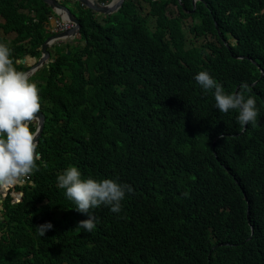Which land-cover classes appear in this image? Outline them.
I'll use <instances>...</instances> for the list:
<instances>
[{
	"label": "trees",
	"instance_id": "1",
	"mask_svg": "<svg viewBox=\"0 0 264 264\" xmlns=\"http://www.w3.org/2000/svg\"><path fill=\"white\" fill-rule=\"evenodd\" d=\"M193 10V0H125L98 16L78 4L76 42L56 46L34 77L47 117L41 159L33 183L4 202L0 264H264V76L253 62L264 67V0H202ZM53 14L44 0H0V29L16 33L0 42L18 70L30 68L27 54L41 56ZM216 23L239 44L229 49ZM186 28L220 43L188 44ZM204 70L226 93L249 86L255 124L243 131L238 110L215 107V90L195 80ZM70 166L133 188L119 213L90 210L91 232L58 186ZM45 222L53 227L41 236Z\"/></svg>",
	"mask_w": 264,
	"mask_h": 264
},
{
	"label": "clouds",
	"instance_id": "2",
	"mask_svg": "<svg viewBox=\"0 0 264 264\" xmlns=\"http://www.w3.org/2000/svg\"><path fill=\"white\" fill-rule=\"evenodd\" d=\"M64 1H71V3L75 5L80 4L85 7L77 0H60V2L67 5ZM100 1L108 5L117 2V0ZM70 9L76 14L77 8L74 10L70 7ZM53 11L54 14L50 16L47 24V30L50 32L49 36L72 29L75 26V23L69 19L66 11L58 8L53 9ZM95 14L98 16L107 15L96 12ZM216 27L217 30L223 31L220 29L218 23H216ZM80 32L76 36L69 35L61 39H56L49 47L51 57L45 65L37 68L34 67L43 56V50L40 57L27 54L23 61H25L26 65L30 66V68L26 71L17 69L14 59L12 58V48L8 43L0 42V221L4 220L2 211L4 209V202L7 199V197L3 199L2 192L5 190L10 191V189L17 185L24 186L28 183H33L31 175L34 171L38 170L37 161L41 159V155L37 151L39 146L37 137L39 135L38 125L39 114L42 111V97L40 95V88L37 84L38 78L34 77L37 72L40 71L42 67L48 65L51 58L56 55L54 49L56 46L76 42ZM223 32L226 35V39H224L225 42H223L229 49L239 44L238 37L234 36L231 31ZM12 33L14 34L13 38H15V32L5 34L3 30L0 29V35L9 40H11L9 35ZM228 36L234 37L237 43L235 45L228 43ZM188 44L192 43L188 42ZM29 58H34L35 61L29 62ZM243 58V56H240V59ZM253 62L257 64L258 67L262 68V78L264 76V67L257 61ZM195 80L205 92L212 89L215 90V107L221 113L226 114L229 110H238L237 120L241 127H244L243 131H246L249 123H256L258 116L256 100L251 95L245 98V93L249 88L246 83L238 86L235 93H226L223 86L206 70L198 72L195 76ZM257 82L258 81H254L250 85L254 86ZM239 87L241 89L240 91ZM42 112L45 114L44 111ZM57 182L60 188L66 190V198L75 203V210L87 217L86 219L80 220L77 227L83 228L88 232H91L96 227L95 217L91 213V209L105 205L110 206V211L113 213H119L122 209L121 202L124 200L126 193L133 192L131 185L120 183L118 178H105L102 180H97L92 177L82 178V174L76 166H70L65 169L64 172L57 177ZM185 195L187 194L185 193ZM52 227L53 225L51 222H45L37 226L41 236H44ZM251 240L252 235L246 238V241ZM223 245L230 244H220V246Z\"/></svg>",
	"mask_w": 264,
	"mask_h": 264
},
{
	"label": "water",
	"instance_id": "3",
	"mask_svg": "<svg viewBox=\"0 0 264 264\" xmlns=\"http://www.w3.org/2000/svg\"><path fill=\"white\" fill-rule=\"evenodd\" d=\"M47 4H49L53 9H62L68 13L69 19L75 23V26L72 29L65 30L56 34H53L49 36L45 42L42 45L43 50V56L40 58V60L37 62L35 68L40 67L42 65H45L49 58L51 57V52L49 50V47L55 42L56 39H61L66 36L72 35L76 36L79 34L82 24L78 16L70 9V7L66 4H63L60 2V0H44ZM85 7L93 10L96 13L99 14H113L117 12L123 5L125 0H117L114 4H103L100 0H77ZM196 1V0H195ZM45 123H46V115L41 111L39 114V135L37 137V141L39 142V139L45 129ZM9 190H5L2 192L3 199L7 197Z\"/></svg>",
	"mask_w": 264,
	"mask_h": 264
},
{
	"label": "rangeland",
	"instance_id": "4",
	"mask_svg": "<svg viewBox=\"0 0 264 264\" xmlns=\"http://www.w3.org/2000/svg\"><path fill=\"white\" fill-rule=\"evenodd\" d=\"M158 2H161V0H158ZM64 3H67V5H69L71 8H73L74 10L76 9V8H78V4L77 5H75L74 3H71V1H64ZM80 5V4H79ZM147 6H148V8H149V5L147 4ZM169 10L171 11V13H173V14H175V13H177L178 14V9H176V8H174L173 6H170L169 7ZM191 20H192V17L189 19V22H191ZM153 21V20H152ZM186 35H187V43L189 42V43H196V41L195 42H193L192 41V38L195 40L196 39V37H195V35L193 34L192 35V33L191 32H189V29L188 28H186ZM193 36V37H192ZM14 37V34L12 33V34H10L9 35V38L10 39H12ZM227 41H228V43H230V44H236L237 42H236V39L234 38V37H229V38H227Z\"/></svg>",
	"mask_w": 264,
	"mask_h": 264
},
{
	"label": "flooded vegetation",
	"instance_id": "5",
	"mask_svg": "<svg viewBox=\"0 0 264 264\" xmlns=\"http://www.w3.org/2000/svg\"><path fill=\"white\" fill-rule=\"evenodd\" d=\"M199 1H202V0H196V1L193 0L194 10H193L192 12H195V10H196V8H197V3H198ZM191 21H192V20H191ZM193 21H194V22H200V19L195 18V20H193ZM188 23L191 24V22H189V21H188ZM219 34H220V35H219ZM218 35H219V37L221 36V40L225 42V40H224V39H226V35H225V33H224L223 31H219ZM219 37H218V36H215L213 33L206 32V33L203 34L202 37H200V38H197V37H196L195 41H196V42H200V41H201V42H205V41H210V42H211V40H213V41H216L217 43H219V42H220ZM228 37H229V36H228ZM228 37H227V38H228Z\"/></svg>",
	"mask_w": 264,
	"mask_h": 264
},
{
	"label": "built area",
	"instance_id": "6",
	"mask_svg": "<svg viewBox=\"0 0 264 264\" xmlns=\"http://www.w3.org/2000/svg\"><path fill=\"white\" fill-rule=\"evenodd\" d=\"M109 1H114V0H109Z\"/></svg>",
	"mask_w": 264,
	"mask_h": 264
}]
</instances>
